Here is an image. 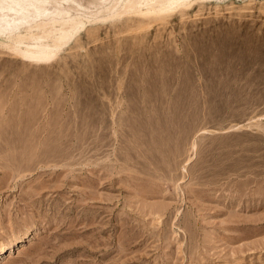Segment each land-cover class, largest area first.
I'll return each instance as SVG.
<instances>
[{
	"label": "rangeland",
	"instance_id": "rangeland-1",
	"mask_svg": "<svg viewBox=\"0 0 264 264\" xmlns=\"http://www.w3.org/2000/svg\"><path fill=\"white\" fill-rule=\"evenodd\" d=\"M50 1L0 34V264H264V0Z\"/></svg>",
	"mask_w": 264,
	"mask_h": 264
},
{
	"label": "bare ground",
	"instance_id": "bare-ground-1",
	"mask_svg": "<svg viewBox=\"0 0 264 264\" xmlns=\"http://www.w3.org/2000/svg\"><path fill=\"white\" fill-rule=\"evenodd\" d=\"M110 1L113 2L112 11L114 10V12L115 10L119 9L121 10L120 12L122 15L125 13V11L134 12V13L137 12L141 15H146L152 12L157 14H167L170 12L177 11L180 8H182L185 2L190 0H110ZM115 1H118L117 3H122V5H118L117 3L114 4ZM105 3L108 4V2ZM51 6H52V2L50 0H0V34L1 35L13 34L22 31L23 29L32 31L36 27V25L59 22L60 20H66L70 18L69 11L67 10V8L64 9L63 7H59L56 5L53 8H51ZM109 8H111V6H109ZM85 25L86 22L80 24L79 26L76 27V30L77 28L83 29ZM73 27L75 26L73 25ZM55 29L57 30V28ZM55 41L61 42L62 38L58 37L57 40ZM17 46L19 47L22 56L32 61H37L42 63L50 62L53 61L55 57L58 55V51L55 50L56 48L54 49L52 45L47 43V41L42 38L33 37L32 40L29 42L18 40ZM20 239H23V236H21ZM12 247H13L12 244L4 245L3 247H1L0 255L5 250H8L9 248Z\"/></svg>",
	"mask_w": 264,
	"mask_h": 264
}]
</instances>
